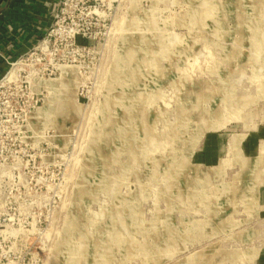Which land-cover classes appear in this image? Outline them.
<instances>
[{"label":"rangeland","instance_id":"374dc122","mask_svg":"<svg viewBox=\"0 0 264 264\" xmlns=\"http://www.w3.org/2000/svg\"><path fill=\"white\" fill-rule=\"evenodd\" d=\"M66 7L0 146V264H264V0Z\"/></svg>","mask_w":264,"mask_h":264},{"label":"built area","instance_id":"2783aa9c","mask_svg":"<svg viewBox=\"0 0 264 264\" xmlns=\"http://www.w3.org/2000/svg\"><path fill=\"white\" fill-rule=\"evenodd\" d=\"M67 1L50 0L51 22L45 32L26 51L7 60V69L0 77V146L12 139L10 131L21 132L24 116L38 107L34 80L43 79L45 72L49 76L61 73L69 62V53L60 49L73 44L78 30Z\"/></svg>","mask_w":264,"mask_h":264},{"label":"crops","instance_id":"0c3cea01","mask_svg":"<svg viewBox=\"0 0 264 264\" xmlns=\"http://www.w3.org/2000/svg\"><path fill=\"white\" fill-rule=\"evenodd\" d=\"M49 1L0 0V77L7 60L26 51L49 26Z\"/></svg>","mask_w":264,"mask_h":264},{"label":"bare ground","instance_id":"6f19581e","mask_svg":"<svg viewBox=\"0 0 264 264\" xmlns=\"http://www.w3.org/2000/svg\"><path fill=\"white\" fill-rule=\"evenodd\" d=\"M129 59H130V58H129ZM147 121H148V120H147ZM236 140H237V139H236ZM236 140L233 139V145H234V147L236 146V145H235V141H236ZM143 141H144V140H143ZM238 141H239V139H238Z\"/></svg>","mask_w":264,"mask_h":264}]
</instances>
